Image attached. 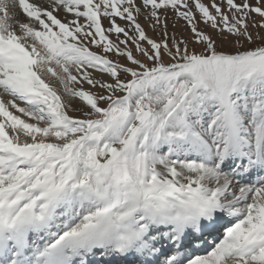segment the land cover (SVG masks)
Masks as SVG:
<instances>
[{
    "label": "snow or ice",
    "instance_id": "6c2138e0",
    "mask_svg": "<svg viewBox=\"0 0 264 264\" xmlns=\"http://www.w3.org/2000/svg\"><path fill=\"white\" fill-rule=\"evenodd\" d=\"M0 264H264V0H0Z\"/></svg>",
    "mask_w": 264,
    "mask_h": 264
}]
</instances>
